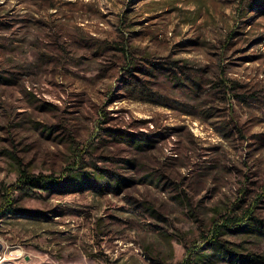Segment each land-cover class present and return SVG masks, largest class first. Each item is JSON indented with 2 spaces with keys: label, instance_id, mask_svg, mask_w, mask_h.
Wrapping results in <instances>:
<instances>
[{
  "label": "rangeland",
  "instance_id": "obj_1",
  "mask_svg": "<svg viewBox=\"0 0 264 264\" xmlns=\"http://www.w3.org/2000/svg\"><path fill=\"white\" fill-rule=\"evenodd\" d=\"M20 169L58 186L25 196ZM9 203L1 264H239L210 243L264 222V0H0ZM230 228L264 264V235Z\"/></svg>",
  "mask_w": 264,
  "mask_h": 264
},
{
  "label": "trees",
  "instance_id": "obj_2",
  "mask_svg": "<svg viewBox=\"0 0 264 264\" xmlns=\"http://www.w3.org/2000/svg\"><path fill=\"white\" fill-rule=\"evenodd\" d=\"M251 15H249L248 18H250ZM247 18V19H248ZM178 80V79H176ZM138 147L146 148L147 145L143 142H138ZM20 181L19 184L14 187L15 190L21 191L23 195L25 196H34L37 195V193L40 191H49L50 189H55L58 184L56 180H50L43 176H31L26 172L24 169H20ZM84 173V175H83ZM88 174L86 172L82 171V174L79 172L71 173L68 177V180H71L73 183V186H80L84 184V179ZM95 174H91L90 178H87L88 181H93L96 178H94ZM102 176H99L101 178ZM91 179V180H90ZM98 181V180H95ZM158 181V179H157ZM160 182V179L159 181ZM115 187L122 186L121 182L119 180H116L114 182ZM112 184V183H109ZM16 209L13 208L12 204L9 203L8 205L0 208V216H6L7 214L15 213ZM227 224L224 226H218L215 228V231L213 233V240L210 243V246L212 248V252L214 253V257L218 259H224L227 257H231V259H234L239 264H254V263H263L261 261H257L253 257L250 256H244L240 253H238L235 250H232L228 248L225 243H223L219 237L226 234L227 231L231 230L230 227H237L243 230L244 233L247 234H258V235H264V222L257 220L254 216L251 215L250 209H247L243 214H240V216H230L225 217ZM204 249L198 250L195 252V254H190L188 260H186L183 264H194L195 260L201 261L205 263L209 260V258L212 257V254H208L206 251H203ZM218 253V254H216ZM260 259V258H259Z\"/></svg>",
  "mask_w": 264,
  "mask_h": 264
},
{
  "label": "built area",
  "instance_id": "obj_3",
  "mask_svg": "<svg viewBox=\"0 0 264 264\" xmlns=\"http://www.w3.org/2000/svg\"><path fill=\"white\" fill-rule=\"evenodd\" d=\"M5 247L2 245V243H0V259H4V256H5ZM17 254H19V256H23V250H17L16 251Z\"/></svg>",
  "mask_w": 264,
  "mask_h": 264
},
{
  "label": "bare ground",
  "instance_id": "obj_4",
  "mask_svg": "<svg viewBox=\"0 0 264 264\" xmlns=\"http://www.w3.org/2000/svg\"><path fill=\"white\" fill-rule=\"evenodd\" d=\"M3 262V259H0V264Z\"/></svg>",
  "mask_w": 264,
  "mask_h": 264
}]
</instances>
